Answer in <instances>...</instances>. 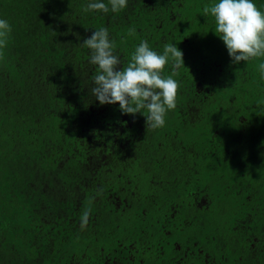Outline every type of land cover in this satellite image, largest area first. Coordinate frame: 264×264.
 <instances>
[{"label": "trees", "instance_id": "1", "mask_svg": "<svg viewBox=\"0 0 264 264\" xmlns=\"http://www.w3.org/2000/svg\"><path fill=\"white\" fill-rule=\"evenodd\" d=\"M216 2L103 13L85 12L89 0H0L12 28L0 49V264H130L137 244L165 256L178 245L188 264H264V57L232 63L203 15ZM101 27L122 67L143 40L183 52L162 128L91 93L97 66L80 43Z\"/></svg>", "mask_w": 264, "mask_h": 264}, {"label": "clouds", "instance_id": "2", "mask_svg": "<svg viewBox=\"0 0 264 264\" xmlns=\"http://www.w3.org/2000/svg\"><path fill=\"white\" fill-rule=\"evenodd\" d=\"M128 0H89L85 12L97 11L118 13L127 7ZM215 20V32L222 39L232 63L239 64L264 57V11L254 0H218L205 5L203 15ZM11 25L0 19V49L7 46ZM136 34L130 28L128 35ZM80 45L91 51L90 63L97 66L92 77L91 93L101 105L119 104L124 115L142 113L146 117V128L159 129L165 125V117L177 107L180 84L174 77L184 65L183 52L173 43L164 45L163 53L152 50L147 40L136 46L126 67L121 66L116 44L110 39L107 28L95 30ZM171 61L172 72L163 76L166 65ZM264 78V62L258 65ZM100 188L97 194H101ZM90 208L81 215V229L89 222Z\"/></svg>", "mask_w": 264, "mask_h": 264}, {"label": "rangeland", "instance_id": "3", "mask_svg": "<svg viewBox=\"0 0 264 264\" xmlns=\"http://www.w3.org/2000/svg\"><path fill=\"white\" fill-rule=\"evenodd\" d=\"M224 106V105H223ZM225 107V106H224ZM230 106H227L226 107V110L229 109ZM231 109H229L230 111ZM174 111L176 112V108L172 111L174 113ZM189 111H190V114H191V117L194 119L196 118V116H199V112H200V106L199 105H195V106H192L189 108ZM199 124V127L197 128V131H200V128H201V123L198 122ZM192 135H186V133L184 134L183 136V139H190ZM171 143L173 144V141H171ZM175 148V144L172 146ZM177 151H173L172 153H176ZM206 201V199L202 198V200H200L199 203H197L199 206L204 204ZM222 202L225 201L226 204L229 203V201L227 202V199H224L223 200H220ZM119 198L116 197L115 198V203L116 205L118 206L119 205ZM219 208H221V205H219ZM219 214H221L222 216H226V214H222L220 212H218ZM141 245L137 244L136 246H134V248H130V252H129V255L132 254V261L130 262V264H188V260L186 259H180L179 257V253H180V250L181 248L178 247L177 245V248L175 250V247H173V249H170L168 251V255L165 256L164 255V251L162 249H152V248H148L146 250H143L141 247ZM132 247V246H131ZM159 250L162 251V254H160ZM161 256H160V255ZM163 256V260L160 259L161 257ZM169 256V259H167V257ZM207 257V255H206ZM117 259V262L115 261V258H114V261L116 262V264H118V258L116 257ZM141 260V261H140ZM189 261L191 263V259L189 258ZM206 261V260H205ZM170 262V263H169Z\"/></svg>", "mask_w": 264, "mask_h": 264}, {"label": "flooded vegetation", "instance_id": "4", "mask_svg": "<svg viewBox=\"0 0 264 264\" xmlns=\"http://www.w3.org/2000/svg\"><path fill=\"white\" fill-rule=\"evenodd\" d=\"M180 247V246H179Z\"/></svg>", "mask_w": 264, "mask_h": 264}]
</instances>
